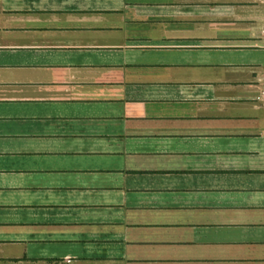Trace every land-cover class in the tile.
Here are the masks:
<instances>
[{
	"label": "crops",
	"instance_id": "crops-1",
	"mask_svg": "<svg viewBox=\"0 0 264 264\" xmlns=\"http://www.w3.org/2000/svg\"><path fill=\"white\" fill-rule=\"evenodd\" d=\"M264 0H0V264H264Z\"/></svg>",
	"mask_w": 264,
	"mask_h": 264
},
{
	"label": "built area",
	"instance_id": "built-area-1",
	"mask_svg": "<svg viewBox=\"0 0 264 264\" xmlns=\"http://www.w3.org/2000/svg\"><path fill=\"white\" fill-rule=\"evenodd\" d=\"M261 33L264 36V28L262 29ZM263 78H264V76H263ZM263 97H264V92H263Z\"/></svg>",
	"mask_w": 264,
	"mask_h": 264
}]
</instances>
